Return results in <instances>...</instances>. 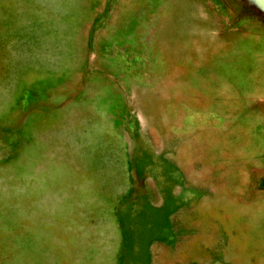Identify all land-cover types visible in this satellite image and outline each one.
<instances>
[{
    "label": "rangeland",
    "instance_id": "1",
    "mask_svg": "<svg viewBox=\"0 0 264 264\" xmlns=\"http://www.w3.org/2000/svg\"><path fill=\"white\" fill-rule=\"evenodd\" d=\"M0 264H264V0H0Z\"/></svg>",
    "mask_w": 264,
    "mask_h": 264
}]
</instances>
